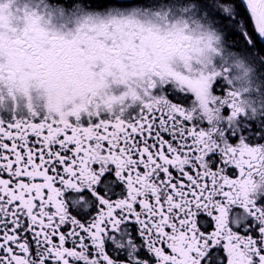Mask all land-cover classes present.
Masks as SVG:
<instances>
[{
  "label": "snow or ice",
  "instance_id": "6c2138e0",
  "mask_svg": "<svg viewBox=\"0 0 264 264\" xmlns=\"http://www.w3.org/2000/svg\"><path fill=\"white\" fill-rule=\"evenodd\" d=\"M0 264H264V0H0Z\"/></svg>",
  "mask_w": 264,
  "mask_h": 264
}]
</instances>
